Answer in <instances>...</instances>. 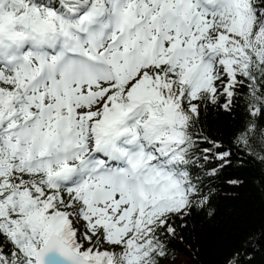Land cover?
<instances>
[{
    "label": "snow or ice",
    "instance_id": "6c2138e0",
    "mask_svg": "<svg viewBox=\"0 0 264 264\" xmlns=\"http://www.w3.org/2000/svg\"><path fill=\"white\" fill-rule=\"evenodd\" d=\"M238 108L264 165V0H0V264H163Z\"/></svg>",
    "mask_w": 264,
    "mask_h": 264
},
{
    "label": "trees",
    "instance_id": "16d2710c",
    "mask_svg": "<svg viewBox=\"0 0 264 264\" xmlns=\"http://www.w3.org/2000/svg\"><path fill=\"white\" fill-rule=\"evenodd\" d=\"M202 119L205 133L232 147L236 156L219 179L205 182L206 191L214 189L209 207L192 214L182 232L184 241L172 242L163 264H227L237 250L242 253L240 264H264V165L237 151L233 143L244 114L240 108L230 114L211 110ZM253 147L259 151L258 141ZM226 179L241 183L231 186Z\"/></svg>",
    "mask_w": 264,
    "mask_h": 264
}]
</instances>
